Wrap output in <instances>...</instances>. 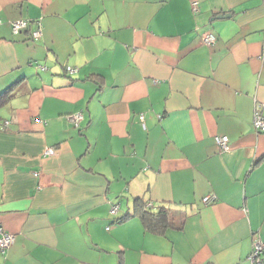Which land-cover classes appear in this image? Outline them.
Returning a JSON list of instances; mask_svg holds the SVG:
<instances>
[{"label":"crops","instance_id":"0c3cea01","mask_svg":"<svg viewBox=\"0 0 264 264\" xmlns=\"http://www.w3.org/2000/svg\"><path fill=\"white\" fill-rule=\"evenodd\" d=\"M192 1L0 0V94L15 92L0 105V230L14 235L0 264H250L264 0ZM136 197L176 226L117 221Z\"/></svg>","mask_w":264,"mask_h":264},{"label":"built area","instance_id":"2783aa9c","mask_svg":"<svg viewBox=\"0 0 264 264\" xmlns=\"http://www.w3.org/2000/svg\"><path fill=\"white\" fill-rule=\"evenodd\" d=\"M198 1H192L193 9H197ZM29 21L27 19H18L10 21L12 31L18 33L23 28L28 25ZM38 26L35 30L32 31V36L34 39H38L42 34V24L40 21H37ZM216 41V35L213 31H205L202 34V42L205 44H214ZM68 119L70 120H78L82 118L81 112H76L74 114L68 115ZM143 117V115H141ZM253 124L258 131H264V114L262 112V106L257 103L254 110L253 116ZM218 147L221 150L229 149V137L227 135H217L215 137ZM55 148L53 146H49L45 149L46 154L54 153ZM215 199V195L208 194L203 198V201L208 203ZM148 203L147 205H150ZM119 209L118 204H114L111 206V213L116 214ZM109 227V226H108ZM14 242V235L9 231L0 230V250L6 251V249ZM263 242L259 238H254L253 247L251 252L248 255L250 264H264V260L262 258V251H263Z\"/></svg>","mask_w":264,"mask_h":264},{"label":"trees","instance_id":"16d2710c","mask_svg":"<svg viewBox=\"0 0 264 264\" xmlns=\"http://www.w3.org/2000/svg\"><path fill=\"white\" fill-rule=\"evenodd\" d=\"M99 74H91V78L96 81L98 87L102 85V78L98 76ZM16 84V83H15ZM13 85L7 88L0 94V105L5 103L9 98L14 95ZM170 209L166 206H160L158 210H152V208L147 205V201L142 197H136L134 200V208L132 211L118 217L117 221H124L132 216H139L147 230L153 232H162L164 228L168 226H176V223L170 217Z\"/></svg>","mask_w":264,"mask_h":264},{"label":"water","instance_id":"95a60500","mask_svg":"<svg viewBox=\"0 0 264 264\" xmlns=\"http://www.w3.org/2000/svg\"><path fill=\"white\" fill-rule=\"evenodd\" d=\"M229 15V13H227V14H225V15H223V16H228Z\"/></svg>","mask_w":264,"mask_h":264}]
</instances>
